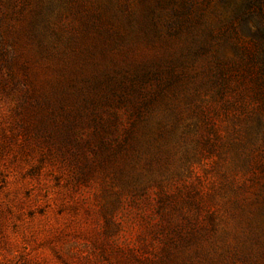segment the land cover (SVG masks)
<instances>
[{
  "label": "rangeland",
  "instance_id": "rangeland-1",
  "mask_svg": "<svg viewBox=\"0 0 264 264\" xmlns=\"http://www.w3.org/2000/svg\"><path fill=\"white\" fill-rule=\"evenodd\" d=\"M263 48L264 0H0V264H264Z\"/></svg>",
  "mask_w": 264,
  "mask_h": 264
},
{
  "label": "trees",
  "instance_id": "trees-1",
  "mask_svg": "<svg viewBox=\"0 0 264 264\" xmlns=\"http://www.w3.org/2000/svg\"><path fill=\"white\" fill-rule=\"evenodd\" d=\"M261 52H262L261 55L255 56L253 54L254 57H251V60L254 59L255 61H257L258 82H259L258 86H259V90L262 92V95H264V48L261 49Z\"/></svg>",
  "mask_w": 264,
  "mask_h": 264
}]
</instances>
